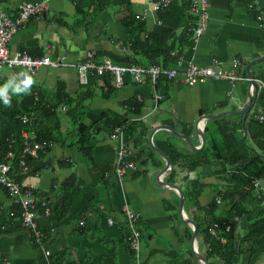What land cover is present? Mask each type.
<instances>
[{"label": "crops", "instance_id": "1", "mask_svg": "<svg viewBox=\"0 0 264 264\" xmlns=\"http://www.w3.org/2000/svg\"><path fill=\"white\" fill-rule=\"evenodd\" d=\"M21 1L24 0H0V9L15 14ZM255 1L207 0L205 31L177 48V60L169 66L176 69L177 75L167 79L166 87L160 86L166 93L163 91V99L152 112L149 109L153 88L146 81L135 83L125 75L124 85L116 87L112 75L106 73L112 86L108 91L109 86L101 76L89 75L86 84H80L77 77L74 65L83 61L87 50H92L94 57L96 51L103 53L101 58L93 57L96 63L105 56L125 54L120 46L126 39L127 28L117 23V17L127 14V10L125 5L118 7L119 0H113V7L104 9L91 24H86L82 17L90 0H49L43 17L31 18L11 37L7 44L10 54L26 51L57 62V65L42 67L34 75L36 83L31 91L52 100L55 87L61 82L67 96L81 107V121L91 126L93 137L90 158H87L76 145L71 146L76 139L77 123L64 114L61 106L66 107L65 104L58 106L59 114L50 118L49 126L54 129L56 123L58 134L64 140L54 142L43 156L32 158L29 171L22 173L25 176L20 181L36 183L38 209H41L40 200H48L50 214L37 213L38 225L46 233L45 247L33 243L31 234L21 226L18 205L0 185V264L6 261L11 264H203L192 256L193 227L179 214L177 191L160 182L177 184L186 195H191L194 187H200L197 198L200 207L215 200L227 184L218 178L224 162L211 155L210 132L215 128L214 118L204 126V129L210 126V130L200 151L192 150L182 138L159 126L169 125L199 146L200 138L193 126L201 116L234 111L242 106L249 90L247 80L230 83L217 79L187 86L182 71L189 62L207 65L220 60L228 67L237 57L242 63L236 72L246 77L245 65L264 57V11ZM128 6L138 14L148 4L144 0H129ZM145 21L150 30L157 22L156 12L150 11ZM250 71L254 79L264 84V61L251 65ZM10 77L11 70L0 66V85ZM262 88L258 87L257 93ZM134 97L143 102L140 115L133 114L126 105ZM253 97L254 110L264 114L256 104L254 93ZM223 116L239 126L235 133L237 139L246 137L241 114ZM124 117L137 120L141 127L125 143L137 169L129 170L119 182L112 173L117 141L109 134L112 122ZM152 131L153 144L167 154L173 166L158 179L156 176L165 160L149 145ZM63 204L65 209L59 216ZM194 205L193 199L185 197L182 217L196 222V247L204 256L207 244L199 229L204 216ZM217 206L216 213L221 214L228 210L229 201L221 200ZM126 208L139 215L136 221L141 231L138 259L125 240ZM248 223L247 216L238 220L235 234L243 235ZM45 249L50 250L49 256L45 255ZM210 261L220 263L217 258ZM235 264H264V248L242 252Z\"/></svg>", "mask_w": 264, "mask_h": 264}, {"label": "trees", "instance_id": "2", "mask_svg": "<svg viewBox=\"0 0 264 264\" xmlns=\"http://www.w3.org/2000/svg\"><path fill=\"white\" fill-rule=\"evenodd\" d=\"M191 1L171 0L167 6L156 11L159 22L147 30L146 21L130 10L129 0H119L118 7L125 5L127 10V14L118 15L117 23L127 28L124 44H127L128 52L111 58L117 63H133L146 67L158 65L160 68H168L177 60L175 56L177 48L185 46L194 37L192 28L197 23V16L190 11ZM112 4L113 0H90V4L82 16L86 20V24L94 23L97 15L104 9L113 7ZM255 4L264 11V7L258 2L255 1ZM260 13L262 12L260 11ZM30 55L40 56V54ZM102 56V52L96 51L94 58ZM106 75L105 73L101 77L109 86L108 91H110L112 86L105 77ZM166 82V76L162 75L156 84V90L164 95L166 92L165 90L161 91L160 86L166 87ZM126 103L131 109L129 111L133 114H141L142 101L134 97L127 100ZM64 104L66 105L64 114L70 115L72 120L77 123L75 127L76 139L73 140L71 146L76 145L87 158H90L93 130L91 126L81 121L83 115L81 107L76 106V102L74 103L67 96L61 82L57 83L52 100H48L44 94L36 95L31 91L27 95L12 97L11 107L4 106L0 101V155L7 149L11 139L17 135L15 150L18 157L19 140L17 141V137L22 129L33 131L38 140L50 141L52 144L59 140L62 142L64 139L60 138L56 129L58 125L55 123L53 129L49 126V120L52 116L59 114L57 108ZM256 104L264 113V88L257 93ZM24 114L29 117V122L25 124L21 122V115ZM212 121L215 122V128L210 132L212 133L211 155L215 160H222L225 164L218 178L227 185L225 188H221L218 193L222 200L229 201L228 210L217 214L218 206L214 199L204 207L197 206L200 187H194L191 195L184 193V196L187 199H193L196 209L200 212L203 211L204 218L199 224V229L204 242L208 245L204 257L209 261V264H216L210 261L211 258H217L220 261L219 264H235L242 252L252 253L259 248H264V207L260 204L251 184L253 176L264 177V120L259 121L250 115L242 126L247 135L240 139H237L235 134L239 126L234 122H229L228 117H217ZM112 124L113 129L121 126L125 143L134 137L141 127L140 122L129 121L126 117L119 118ZM209 130L210 126L207 125L204 129L205 137ZM44 154L40 152L38 156ZM31 159L27 158V164ZM16 164H18L17 158L12 160V165L15 168L11 172L14 180L20 182L25 175L20 172ZM64 209L63 204L58 213L59 216L63 214ZM37 210L43 215L42 207ZM245 216L249 220L248 226L245 233L238 236L234 232L236 223ZM214 223L217 224V237L209 231ZM226 226H229L228 230H226ZM220 236L224 237L223 242L219 239ZM192 256L196 259L194 255Z\"/></svg>", "mask_w": 264, "mask_h": 264}, {"label": "built area", "instance_id": "3", "mask_svg": "<svg viewBox=\"0 0 264 264\" xmlns=\"http://www.w3.org/2000/svg\"><path fill=\"white\" fill-rule=\"evenodd\" d=\"M49 0H24L17 4L16 13L8 14L6 11L0 9V66H6L11 70L12 76L19 72L26 71L31 75H35L44 66L57 65V62L51 60L48 56H32L25 51L16 52L10 54L7 48V44L11 37L23 28L31 18H40L44 16L47 10ZM148 7L143 8L138 16L146 20L150 11L156 12L159 8L167 6L171 0H144ZM207 0H192L189 7L190 11L197 16V23L192 28L194 31V38L199 37L204 33L207 19ZM262 15H258V19H261ZM159 22V21H157ZM120 49L123 53L128 52V46L121 42ZM94 52L87 50L84 54L82 62H78L76 65L77 77L81 84H85L88 81L89 75L101 76L105 73L112 75L114 85L121 87L124 85L125 75H129L135 83L148 82L153 88L152 94V108L149 112H152L163 99L164 94L156 90V84L160 76L165 75L167 79H172L177 75L175 68H160L158 65L142 66L133 63L123 64L113 61L110 57H103L100 62L96 63L93 60ZM241 59L233 58L228 67L224 66L220 60H213L207 65H198L194 62H189L182 71L184 83L187 86H194L196 84L205 83L211 80L225 79L230 83L237 80H247L245 76L237 74L236 69L241 65ZM256 80V79H255ZM258 87H263L264 84L261 81L256 80ZM140 99V98H139ZM50 106L52 104H49ZM65 106H61L64 111ZM150 113H147L149 115ZM142 115L141 118H144ZM252 115L259 121L264 120V114L257 113L252 107L248 113V117ZM247 117V118H248ZM21 122L28 123L29 117L24 114L21 115ZM111 139L117 141L116 154L112 163V173L118 179L119 182L126 177L129 170H136L137 166L135 161L131 159V150L125 144L124 133L121 126H117L109 134ZM18 150L19 155L17 157V151L15 150L14 138L7 145V149L2 155H0V185L4 187L11 199L19 207V217L21 226L31 234L33 243L37 246L44 248L46 240V233L39 227L37 222V202L36 197V183L30 182L27 184L20 183L14 180L12 175V169L15 168L12 165V160L17 158L18 168L21 173H27L29 167L27 164V158H37L40 152L46 153L51 147L52 143L46 140H38L33 131L22 129L18 133ZM17 140V141H18ZM251 184L255 194L259 198L260 204L264 207V177L253 176L251 178ZM220 194L215 196L216 203L221 202ZM45 198L40 200L43 213L47 216L50 214V207ZM139 215L129 208L125 209V223L126 234L125 240L130 250L134 252L135 258L140 256V237L141 231L136 221ZM107 221L111 222L110 219ZM229 226H226L228 230ZM217 224L214 223L209 231L211 234L216 235ZM219 239L223 242L224 237L220 236ZM208 246V245H207ZM45 255H50V250H44ZM4 264H11L10 261H6Z\"/></svg>", "mask_w": 264, "mask_h": 264}, {"label": "water", "instance_id": "4", "mask_svg": "<svg viewBox=\"0 0 264 264\" xmlns=\"http://www.w3.org/2000/svg\"><path fill=\"white\" fill-rule=\"evenodd\" d=\"M256 1L262 7H264V0H256ZM261 61H264V57L263 58H258V59H255V60H251L250 62H248L245 65V72H246V77L248 78V84H249L248 88H249V90H248V93H247L245 101L243 102L242 106L239 109L234 110V111L225 110V111L218 112V113H215V114H210V115L206 114V115L201 116L200 119H198L197 122L194 124V126H193L194 132L200 138L199 146L194 145L192 143L191 139L186 134L177 132L176 130H174L169 125H161L159 127H161L162 129L170 130L176 136L182 138L189 145V147L192 150L200 151L201 149L204 148V146L206 144V137H205V134H204V126H205L207 120H209L211 118L218 117V116L228 115V114H241L243 116V118H242L243 123H245V121H246V119L248 117V113H249L250 109L253 107L254 102H255L254 101L255 97H253V93H254V96H256L257 90H258L257 81L252 77L251 71H250V67H251V65H253L255 63H258V62H261ZM152 134H153V131H152L151 136H150L149 145H150V147L152 148L153 151H155L158 154H160L163 157V159L165 160V165L163 166L162 169H160L158 171V174L156 176V178L158 179V177L161 176L163 173L171 171L173 166H172V163H171L170 159L168 158L167 154L164 151H162L161 149L157 148L153 144V142L151 140L152 139ZM160 184L161 185L162 184H167L170 188H174L177 191V193L179 195V205H178L179 214H180L181 218L185 222L191 223L192 227H193L192 235H191V238H190V249L192 251V254L198 260H200L203 264H209V261L201 253H199L197 251L195 238H196L197 233H198V227H197L196 222L194 220H192L191 218H188L187 216L185 218L182 217L183 203H184V198H185L183 191L181 190V188L177 184H171V183H167V182H160Z\"/></svg>", "mask_w": 264, "mask_h": 264}, {"label": "clouds", "instance_id": "5", "mask_svg": "<svg viewBox=\"0 0 264 264\" xmlns=\"http://www.w3.org/2000/svg\"><path fill=\"white\" fill-rule=\"evenodd\" d=\"M35 83L34 76L29 72L22 71L13 75L4 84L0 85V101L3 102L4 106L11 107L12 96L30 94Z\"/></svg>", "mask_w": 264, "mask_h": 264}]
</instances>
